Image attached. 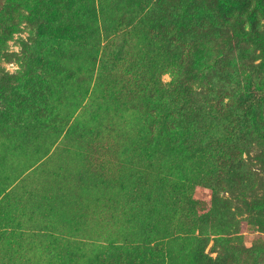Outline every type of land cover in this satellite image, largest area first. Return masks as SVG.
<instances>
[{"label": "rangeland", "instance_id": "1", "mask_svg": "<svg viewBox=\"0 0 264 264\" xmlns=\"http://www.w3.org/2000/svg\"><path fill=\"white\" fill-rule=\"evenodd\" d=\"M102 1L122 24H99L100 47L113 38L163 84L179 62L192 91L111 98L113 60L98 83L97 31L76 29L86 0H0V264H264V141L231 129L246 78L264 98V66L220 60L228 6ZM229 1L264 32V0Z\"/></svg>", "mask_w": 264, "mask_h": 264}, {"label": "trees", "instance_id": "2", "mask_svg": "<svg viewBox=\"0 0 264 264\" xmlns=\"http://www.w3.org/2000/svg\"><path fill=\"white\" fill-rule=\"evenodd\" d=\"M196 1H193L192 5L199 4L200 1ZM222 1L228 6L227 9H225V14H221L214 18L218 25H226L225 29H222L220 33L221 35L218 38L222 42L220 45V51H224L220 60L223 63L228 62V60L231 59V53L236 49L242 53V56L239 57L238 65L246 67L249 70L257 69L261 65L264 66V57L259 63H254L251 59L252 54H250L249 49V44L253 43L259 45L260 49L264 52V32L251 26L249 22L248 26L242 24L239 21L240 14L233 17L232 13L234 12L229 8V4H231L230 1L221 0L220 2ZM155 4L156 1L152 0L150 6L148 4V7H146V11ZM84 13L85 14L81 16L83 20L80 21V24L76 29L80 32L86 33L85 36H82L83 38L89 36V30H91V34L94 30L97 31L98 40L96 39V41H93L91 37L88 40L92 54L90 55L89 53L86 57L88 61L94 60L98 57L99 69L97 70L96 78H98L99 83L101 80L110 77V81H108L102 88H105V91L111 98H114L115 95L118 97L122 95H132L137 98V95L145 94L147 96V101H149L155 98V93L164 90V92L172 99L184 100L185 95L192 91V89L183 86L185 80L180 75V72L184 73V71H181V65L179 62L172 66V71L174 72H172L170 76V81L163 84L158 76L156 77L153 72H150L147 69L146 62L140 55H137L136 58H129V55L123 48H121V46L114 45L113 38L104 35V38L107 40H104L103 46L100 47L98 35L99 24L101 28L104 29L109 25L122 24L121 19L107 22V18L103 11L102 0H86ZM183 16H189V14L186 13L185 15L183 14ZM62 18L65 19V15H63ZM170 30L175 34L179 33L178 31ZM228 41L229 43L227 44ZM99 48H101V50ZM99 50L100 53L98 55L97 53ZM108 60H113V67L109 64L111 67L110 73L113 71L109 77H107L106 69L104 68V65L108 64ZM117 72L119 73L116 74ZM115 76H117L116 79L114 78ZM182 81H184L183 85L181 83ZM244 83V104L239 110V113L235 115L234 124L231 129L232 131H238V137H242L241 139L244 143L246 140L247 142H253L254 135H257L264 141V98L257 95L259 89L255 87L256 85H252L250 77L246 78ZM158 88L159 90L156 92V89ZM207 101L213 102L214 100L207 99ZM225 105L226 104H223L220 100L214 101L215 109H222L221 106ZM224 111L225 110L223 109V112ZM150 116H152V112H150ZM234 125L236 126L234 127ZM229 165L235 168L243 164L239 159L236 162L230 160ZM211 262H215V257Z\"/></svg>", "mask_w": 264, "mask_h": 264}]
</instances>
